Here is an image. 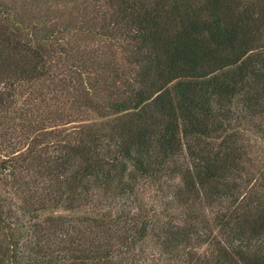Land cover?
I'll return each instance as SVG.
<instances>
[{"label":"trees","instance_id":"obj_1","mask_svg":"<svg viewBox=\"0 0 264 264\" xmlns=\"http://www.w3.org/2000/svg\"><path fill=\"white\" fill-rule=\"evenodd\" d=\"M0 161V264H264V0H0Z\"/></svg>","mask_w":264,"mask_h":264},{"label":"rangeland","instance_id":"obj_2","mask_svg":"<svg viewBox=\"0 0 264 264\" xmlns=\"http://www.w3.org/2000/svg\"><path fill=\"white\" fill-rule=\"evenodd\" d=\"M1 167L3 170L6 169L5 162L0 161V168ZM122 169H123V167H121V172H122ZM131 169H132V165H129V167L126 170H124L123 174H125V175L129 174ZM139 183H140L139 188L142 191L141 194L146 196V202L147 203H151L156 199L159 200L157 195L160 194L161 192L159 190H157L156 187L151 188V186H150L151 184L149 185L145 180H140ZM148 253H149V255L152 254L151 252H148ZM152 256H151V258H152ZM145 263H147V262H145ZM145 263H143V264H145ZM165 263H168V261H166Z\"/></svg>","mask_w":264,"mask_h":264}]
</instances>
